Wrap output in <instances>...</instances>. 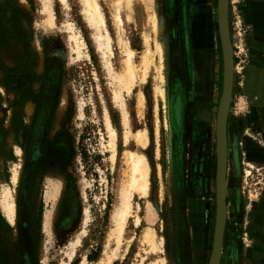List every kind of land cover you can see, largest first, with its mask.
Wrapping results in <instances>:
<instances>
[{
  "label": "rangeland",
  "instance_id": "rangeland-1",
  "mask_svg": "<svg viewBox=\"0 0 264 264\" xmlns=\"http://www.w3.org/2000/svg\"><path fill=\"white\" fill-rule=\"evenodd\" d=\"M97 1L110 35L107 58L84 0H51V8L49 0H0V264H177L178 228L200 187L192 167L203 162L212 188L211 233L204 252L208 264L216 214L210 163L212 157L215 163L223 86L218 0H199L203 9L208 6L214 44L209 65L203 62V73L194 74V80L188 74L194 52L188 17L194 0H164L157 32L153 0H131L129 8L122 4L123 31L116 19L117 0ZM44 8L52 11L54 25L46 23ZM189 20L191 29L198 28L202 13ZM237 20L229 24L233 54ZM73 33L83 43L79 54ZM158 41L164 49V82ZM127 45L136 69L132 79L126 70ZM200 47L195 51L202 58ZM145 56L151 59L146 69ZM160 83L162 94L155 89ZM196 87L202 91L191 95ZM174 96L180 106L175 122ZM105 111L116 132L115 152ZM139 130H146L147 140L137 136ZM130 152L142 155L149 167L146 194L128 190ZM240 173L243 202L261 201L264 164L241 160ZM6 190L14 202L12 219L4 207ZM125 207L127 216L118 228L117 215ZM255 232L258 239L260 230ZM254 247V253H262L264 239L254 240Z\"/></svg>",
  "mask_w": 264,
  "mask_h": 264
},
{
  "label": "crops",
  "instance_id": "crops-1",
  "mask_svg": "<svg viewBox=\"0 0 264 264\" xmlns=\"http://www.w3.org/2000/svg\"><path fill=\"white\" fill-rule=\"evenodd\" d=\"M194 1L195 9L190 10L188 17L189 29L194 36L193 63L188 71L192 80L194 74L203 73V62L209 65V51L214 44L208 6L203 9L199 0ZM235 1L229 0V24L234 25V17L241 21L246 29V51L241 74L236 72L234 76L226 121L228 199L220 264H264V251L254 253V240L264 239V192L261 201L251 199L246 203L237 185L241 176V160L264 164V0H243L239 4ZM198 13H202L203 23L193 30L189 18ZM200 45L204 50L202 58V53L195 51ZM189 91L191 95L198 96L202 90L196 87ZM198 182L197 197L186 204L180 230L177 224L180 233L174 249L177 264H204V252L211 233L208 194L212 188L207 178L203 179L204 187L201 181ZM256 229L260 230L258 239Z\"/></svg>",
  "mask_w": 264,
  "mask_h": 264
},
{
  "label": "bare ground",
  "instance_id": "bare-ground-1",
  "mask_svg": "<svg viewBox=\"0 0 264 264\" xmlns=\"http://www.w3.org/2000/svg\"><path fill=\"white\" fill-rule=\"evenodd\" d=\"M63 1H65V0H63ZM117 2H118L117 3L118 11L116 12L117 13L116 14V19H117V22H118V24L120 26V30L123 31V24H122L123 20H122V17L120 15V8L123 6L122 4H124L126 7L129 8V4H130L131 0H117ZM153 2L155 4L154 13L152 15L153 27H154L155 31L157 32L158 30H160L159 29L160 28V24L158 23L157 17H156L157 16V11H160V9L163 7L164 0H153ZM49 4H50V6H48V7L51 8V0H49ZM84 4L87 7L86 11H87V14H88L87 18H88L89 22L97 29V39H98L99 45L102 48L103 47L106 48V52H103V53H104V55L107 58V56L112 54V50L110 48V35H109L108 30L106 28V21H105L103 12L101 10L100 4H99V2L97 0H84ZM44 13H46V19H45L46 23L49 24V25H54V15H53L52 11L49 8H44ZM129 16L131 17V15H129ZM70 28H72V27L70 26ZM70 37L73 40H75V43L77 45L76 46L77 47L76 51L79 54L81 45L83 44L82 41L80 40V37L78 35L74 34V33L72 35H70ZM156 49H157L158 53L160 54V61H161V65H160V67L158 69L159 70V78H160L161 82H164V75H163L164 74V71H163V69H164L163 68V61H164L163 60V57H164L163 56V51H164V49H163L162 42L158 41L156 43ZM126 54H127L126 70H127L128 75H130L131 79H132V76L136 75L135 74L136 69H135V66H134V63H133V60H132V58H133V50L128 45L126 47ZM144 62H145V69H146V66L151 62L150 56H145V61ZM223 64H224V60H223ZM107 65H108V67H111V63H110L109 59H107ZM127 79H128L127 75L122 77V80L124 81V83H125V81L127 83ZM155 89L162 94L163 91H164L163 84L160 83V84L156 85ZM221 95H222V93H221ZM141 98L144 99V96L142 95ZM122 110H123V120H124L125 125L127 126L129 118H128V112H127L126 107L124 105L122 106ZM104 118H105L107 130H108L109 135H110L109 144H110V147L113 150V152H115V150H116V147H115V145H116L115 144L116 132H115V129L113 128V125L111 124L110 117H109V114H108L107 111H105V117ZM126 135L128 136L127 132H126ZM137 136L139 138H143V139L147 140V132H146V130H139L137 132ZM143 144H144V141H143ZM112 157H114V153L112 154ZM127 160L131 164L130 173H129V180H128V190L136 189V190H140L142 193L146 194V191H147V188H148V175H149V167H148L147 163L144 161L143 156L139 155L136 152H130ZM14 178L16 179V175H15ZM4 196H5L4 197V207L7 210L8 216L12 219L14 217V202H13V200L10 201L8 199L9 190L5 191ZM129 196H130V194L126 195L124 197L125 206L128 203ZM126 216H127V207H125V209L120 214L117 215V217H119L118 218L119 220H117L118 228L119 227L121 228L123 226ZM79 239L80 238L78 236L73 242H71V244H70L71 245V252L69 253V256H72V254L74 252V249H75V245L80 242Z\"/></svg>",
  "mask_w": 264,
  "mask_h": 264
},
{
  "label": "water",
  "instance_id": "water-1",
  "mask_svg": "<svg viewBox=\"0 0 264 264\" xmlns=\"http://www.w3.org/2000/svg\"><path fill=\"white\" fill-rule=\"evenodd\" d=\"M218 24L223 52V86L216 116V214L209 264H220L227 215L226 121L234 85V54L229 26V0H218Z\"/></svg>",
  "mask_w": 264,
  "mask_h": 264
},
{
  "label": "built area",
  "instance_id": "built-area-1",
  "mask_svg": "<svg viewBox=\"0 0 264 264\" xmlns=\"http://www.w3.org/2000/svg\"><path fill=\"white\" fill-rule=\"evenodd\" d=\"M243 0H236L239 4ZM236 28H235V43H234V57L237 60H234V74L241 73L243 66L245 64V51H246V44H245V31L246 29L242 25L241 21L238 19L236 21Z\"/></svg>",
  "mask_w": 264,
  "mask_h": 264
},
{
  "label": "flooded vegetation",
  "instance_id": "flooded-vegetation-1",
  "mask_svg": "<svg viewBox=\"0 0 264 264\" xmlns=\"http://www.w3.org/2000/svg\"><path fill=\"white\" fill-rule=\"evenodd\" d=\"M173 100H171V115L173 117V120L174 122L176 121V118L178 117V115L180 114V106L178 107V99H177V96H174L172 98ZM215 140H216V131H215ZM216 142V141H215ZM213 158L212 157V160H211V163H210V167H211V170H214L215 171V194H216V163H217V156H216V151H215V163L213 161ZM205 169V166H204V162H203V165L201 163H198L196 164V167L194 168V166L192 167V170L194 172H198V181H203L204 178H207L204 174H203V171ZM203 177V178H202ZM208 179V178H207ZM180 181V180H179ZM184 182V181H183ZM177 184V183H176ZM203 187H204V184H203ZM186 188V187H185ZM182 192V191H181ZM228 199V197H227ZM209 218H210V215H209ZM211 221V219H210ZM214 227H215V222H214ZM213 237H214V230H213ZM212 245H213V241H212ZM208 246V245H207ZM207 249V248H206ZM211 255V254H210ZM210 259V258H209ZM209 264V263H208Z\"/></svg>",
  "mask_w": 264,
  "mask_h": 264
}]
</instances>
